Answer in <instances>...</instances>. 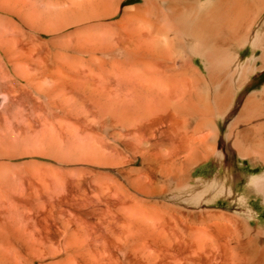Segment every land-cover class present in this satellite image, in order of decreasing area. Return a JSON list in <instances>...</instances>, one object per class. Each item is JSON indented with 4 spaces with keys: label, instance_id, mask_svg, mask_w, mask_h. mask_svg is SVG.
I'll list each match as a JSON object with an SVG mask.
<instances>
[{
    "label": "bare ground",
    "instance_id": "6f19581e",
    "mask_svg": "<svg viewBox=\"0 0 264 264\" xmlns=\"http://www.w3.org/2000/svg\"><path fill=\"white\" fill-rule=\"evenodd\" d=\"M135 1L0 0V264H264V0Z\"/></svg>",
    "mask_w": 264,
    "mask_h": 264
},
{
    "label": "rangeland",
    "instance_id": "374dc122",
    "mask_svg": "<svg viewBox=\"0 0 264 264\" xmlns=\"http://www.w3.org/2000/svg\"><path fill=\"white\" fill-rule=\"evenodd\" d=\"M140 1L141 0H136L135 2L139 3ZM247 52H248V54L246 53L247 55L245 54L243 56V58H242L243 60H246V58L250 57L251 54H252L251 53V50L250 51H247ZM258 55H259V53H257L255 56L257 57ZM258 64H257L258 67L252 72V74L249 75V77L247 78V80L245 81V83L242 85L243 86V89L239 91L240 92L239 93V96H238L239 99L237 98V100H238L237 101L238 108L236 109V112H235L236 114H234L232 118H229V120H228L229 122L226 121L225 123L222 124V127L225 128V129L222 128V133L226 132V129L229 126L230 122L236 117L237 112H238V110L240 108L239 106H241L243 104V102L248 97V95L249 94H252V93L259 92V91H261V89L262 90L264 89V68H260V62L259 61H258ZM259 69H261V70H259ZM242 86L240 87V89L242 88ZM6 114H7V110H6L5 104H4V106H2L0 104V119L2 117H5ZM2 115H4V116H2ZM230 119H231V121H230ZM228 158H229L228 159V161H229L228 164H230L231 166L238 167L240 165L239 161L236 162L232 158H230V157H228ZM4 161L6 163H8V165L11 163L9 165V169L10 170L4 174V179H5L6 183L8 181V183H7L9 185L8 187L10 189L13 188L14 191H17L20 188V181H19V179L17 177V174H19V173L24 174V173H27L28 171H29L28 172L29 174H32L36 170L37 171L35 173L37 174V173H40L41 166L42 167L43 166L49 167L51 165V162L50 161L43 160V159H41V157H29V156H25L23 158H14L13 157L12 159H10L8 161L7 160H4ZM26 164H27V166H26ZM24 167H26L27 172L25 171V168ZM215 171H216V169H213L211 171L210 167L207 166V165H205L204 167L200 168V170L196 174V176L209 175V174H212V172L214 173ZM11 174L13 175V177H12ZM1 177H2V175L0 174V178ZM15 183H18L19 186H18V184H15ZM14 215H15L16 218L18 217L17 219H19V220L23 219V216H22L21 213L14 212ZM17 258H20L21 260L20 259H17ZM12 260H13L12 262H14L13 264H21V263L22 264H54L56 262V260H50V261H43V262H41V260H39L37 257H35V255L28 253L25 248L21 249V253L18 255V257L17 256L16 257L13 256L12 257ZM19 260H20V262H19ZM15 261H17V262H15Z\"/></svg>",
    "mask_w": 264,
    "mask_h": 264
}]
</instances>
